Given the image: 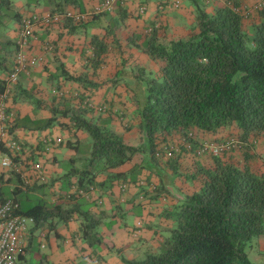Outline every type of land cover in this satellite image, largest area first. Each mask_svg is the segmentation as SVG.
Returning a JSON list of instances; mask_svg holds the SVG:
<instances>
[{
    "label": "trees",
    "instance_id": "trees-1",
    "mask_svg": "<svg viewBox=\"0 0 264 264\" xmlns=\"http://www.w3.org/2000/svg\"><path fill=\"white\" fill-rule=\"evenodd\" d=\"M210 1H189L193 22L184 38L162 40L153 28L141 46L136 42L138 38L131 40L159 65L154 73L144 67L131 73L133 78L138 77L143 89V97L135 105L142 134L140 145H130L104 123L87 119L85 111L66 110L61 114L92 141L87 168L66 175L76 176L80 194L95 185L99 173L131 162L136 154H144L156 164L166 157L165 165L174 177L193 186L192 192L182 195L165 212L164 217L172 226L160 248L140 260L122 257L123 264H257L249 260L247 248L254 239L264 238V173L252 164L257 157L254 140L264 138V0H254L251 5L246 4L247 0H222L224 4L211 13L206 10ZM258 1H262V7L252 10ZM30 2L49 9L51 14L68 7L79 10L82 7L81 0H27L25 5L30 6ZM109 14L104 12L102 16ZM68 19L65 23L72 27L82 23ZM22 20L21 14L14 10V0H0V96L10 89L6 81L15 69L19 51L18 38L13 41L5 34L12 27L11 21L19 23L20 28ZM115 29L112 24L105 29V36L92 38L94 67L106 53L107 39L116 41ZM60 69L65 79L82 84L84 89L98 88L86 81V77L71 76L65 73L64 66ZM22 72H18L17 82ZM15 88L17 94L31 97L19 84ZM14 101H18L17 96ZM35 104L39 106L41 102ZM55 119L46 121L42 129L52 125ZM221 129L230 132L223 140L216 137ZM8 133H13L9 127ZM199 134L214 137L204 140L205 143L231 141L234 147L217 156L198 155L197 150L204 144L199 143ZM174 138L179 139L178 145L174 144ZM0 149L8 152L1 146ZM164 149L168 151L163 152ZM234 152H240L242 158L232 160L229 155ZM182 156L193 158L190 168L181 165ZM144 168L138 165L134 171ZM123 176L116 174L110 178ZM156 190L157 197L165 195L162 181ZM16 214L31 217L35 224L48 223L50 230L55 228L54 218L65 222L77 214L81 238L90 248L102 243L97 232L99 221L81 200L69 208L62 205L49 208L37 202L25 212L18 208ZM22 255L20 250L18 262Z\"/></svg>",
    "mask_w": 264,
    "mask_h": 264
},
{
    "label": "crops",
    "instance_id": "crops-1",
    "mask_svg": "<svg viewBox=\"0 0 264 264\" xmlns=\"http://www.w3.org/2000/svg\"><path fill=\"white\" fill-rule=\"evenodd\" d=\"M103 1L81 0L80 10L66 8L63 12L80 13L85 17L80 25H74L76 27L65 23L68 18L49 25L34 26L23 53L38 62L21 70L18 82L10 85L6 99L8 127L13 131L11 137L23 147V151L16 157L0 149V161L4 157L12 161L9 169L0 167V178L3 177L0 181L3 192L0 201L12 197L16 200L18 194L25 193L38 197L37 202L49 208L54 205L69 208L81 200L88 212L99 221L97 232L102 243L90 248L81 238L77 214L65 222L54 218V230L49 229L48 223L33 222L28 225L22 239L21 262L26 264H123L122 257L126 260L143 259L144 255L160 248L172 226L165 219V212L193 189L190 182L174 177L165 165L166 157H161L163 160L156 164L144 154H136L131 162L117 169L99 173L95 185L87 193L80 194L78 191L76 176L66 177L71 171L87 168L90 154L80 155L79 146L85 142L91 151L92 141L86 132L75 129L61 114L66 110L85 111L87 119H97L128 144L140 145L142 134L138 128L135 105L137 99H142L143 89L138 77L134 80L131 73L141 67L154 73L159 65L131 40L138 38L136 42L141 46L153 28L157 29L162 40L184 38L193 22L191 0H116L112 10L107 11L110 16L94 12ZM253 3L254 0L246 1L247 5ZM223 4L222 0H211L206 10L211 13ZM14 5L21 10L17 12L22 19L51 14L41 5L27 9L22 0H15ZM118 5L122 8L119 9ZM112 24L116 26V41L107 39L106 53L94 67L91 40L94 36H105V29ZM13 25L5 35L15 41L20 28L19 23ZM177 29L185 35L178 37ZM60 66H64L65 73L86 77V81L95 83L98 88L86 90L82 84L65 79ZM17 84L31 96L29 99L26 93L17 94ZM16 96L18 101H14ZM35 101L41 104L38 106ZM100 108L103 111L100 112ZM52 117L56 118L53 124L42 129ZM228 134V129H221L216 137L223 140ZM197 139L199 143H205L204 140H214V137L199 134ZM254 143L257 157L252 164L264 173V138L254 140ZM174 144L178 145L179 139ZM170 148L173 149V145ZM176 150L178 152V148ZM240 154L234 152L229 157L238 161L242 158ZM182 158L181 165L190 168L193 158ZM66 161L71 165L68 170L60 167V163ZM138 165L145 168L136 172L134 169ZM116 174L124 176L110 178ZM161 181L166 191L164 196L157 197L156 189ZM75 195H79L78 200L74 199ZM36 240L39 249L34 252ZM256 246L261 253L264 252V238L258 239Z\"/></svg>",
    "mask_w": 264,
    "mask_h": 264
},
{
    "label": "built area",
    "instance_id": "built-area-1",
    "mask_svg": "<svg viewBox=\"0 0 264 264\" xmlns=\"http://www.w3.org/2000/svg\"><path fill=\"white\" fill-rule=\"evenodd\" d=\"M115 2L116 0H104L95 8L94 12L101 13L111 11ZM261 7L262 1H258L251 9L256 10ZM63 18H72L76 22H79L83 21L85 17L80 13L61 12L41 17L33 16L24 18L21 21L19 34H17L19 51L16 54L15 69L7 77L6 82L9 84L8 88H10L11 84L16 82L18 72L25 67L33 66L38 62L36 58H28L23 53V49L27 47L29 39L32 37L31 34L33 33L34 26L36 24L49 25L57 23ZM8 91L9 90L7 89V91L0 96V146L6 149L12 156H19L23 151V147L8 133V113L6 110ZM99 111H103V108H100ZM56 142L59 143L60 140L57 139ZM233 147L234 144L231 141L220 144L204 143L197 150V154H212L217 156ZM47 150L49 151V148H47ZM11 166L12 161L8 157H4L0 161V167L2 169H9ZM18 208L19 205L16 200L8 199L0 202V264H17L18 261L16 259L21 250L23 236L27 231L28 225L34 222L31 217L16 214Z\"/></svg>",
    "mask_w": 264,
    "mask_h": 264
},
{
    "label": "rangeland",
    "instance_id": "rangeland-1",
    "mask_svg": "<svg viewBox=\"0 0 264 264\" xmlns=\"http://www.w3.org/2000/svg\"><path fill=\"white\" fill-rule=\"evenodd\" d=\"M22 1L24 2V4L27 3V0H22ZM14 2H15V0H14ZM30 4L31 5L28 6L27 9H34L36 7L33 3L30 2ZM15 5H16V3H15ZM15 5H14V10L15 11H21L20 9L16 8ZM11 23H12V26H14L13 24H17L14 21H11ZM177 30L179 31L178 35L176 34L178 37L185 35V33H183L181 29H177ZM79 153H80V155H83V156L89 155L90 154V147L89 146L87 147L85 142H83L79 146ZM60 167L64 170H68L69 168H71V165L69 162L66 161L65 163H62V164L60 163ZM12 199L15 200L13 197H12ZM16 200L19 201L20 210L22 212H25L29 208H31L37 204L38 197H35L33 195H26L25 193H20L17 195ZM256 242H257V239H254L252 244H251V247L247 248L248 258L253 263L264 264V252L261 253V250L258 249L256 246ZM38 247H39L38 241L36 240L34 242L33 251L37 252V249H39ZM40 252H43V250L40 249ZM17 264H26V263L23 261V262H17Z\"/></svg>",
    "mask_w": 264,
    "mask_h": 264
}]
</instances>
